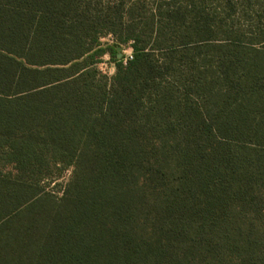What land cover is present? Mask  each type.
<instances>
[{"label":"trees","instance_id":"1","mask_svg":"<svg viewBox=\"0 0 264 264\" xmlns=\"http://www.w3.org/2000/svg\"><path fill=\"white\" fill-rule=\"evenodd\" d=\"M0 264H264V0H0Z\"/></svg>","mask_w":264,"mask_h":264},{"label":"rangeland","instance_id":"2","mask_svg":"<svg viewBox=\"0 0 264 264\" xmlns=\"http://www.w3.org/2000/svg\"><path fill=\"white\" fill-rule=\"evenodd\" d=\"M102 43L106 44L109 43L110 45L113 44V38L111 37H106L104 39H102ZM122 50V58L118 59V57L116 58L118 61H122L124 58L128 57L130 52H132V49L129 46H121ZM133 53V52H132ZM96 68L103 74L106 75L109 78H112L116 72V63L112 60V57L107 54L105 55L99 64L96 65ZM71 176V171H66L63 175V177L61 179H59L56 182H52L49 186L50 190H53L54 193L58 196L62 195V190L64 189L65 185L69 182ZM55 185H57V187H55Z\"/></svg>","mask_w":264,"mask_h":264},{"label":"built area","instance_id":"3","mask_svg":"<svg viewBox=\"0 0 264 264\" xmlns=\"http://www.w3.org/2000/svg\"><path fill=\"white\" fill-rule=\"evenodd\" d=\"M133 52V51H132ZM130 52L129 56L124 58L121 62L123 63V65H127L129 63V61L133 60L134 55L133 53Z\"/></svg>","mask_w":264,"mask_h":264},{"label":"water","instance_id":"4","mask_svg":"<svg viewBox=\"0 0 264 264\" xmlns=\"http://www.w3.org/2000/svg\"><path fill=\"white\" fill-rule=\"evenodd\" d=\"M121 50H122L121 47L117 48V51H118V59H121L122 58Z\"/></svg>","mask_w":264,"mask_h":264}]
</instances>
